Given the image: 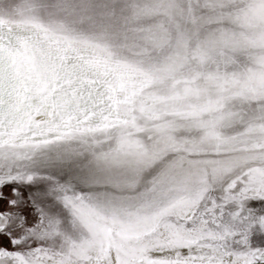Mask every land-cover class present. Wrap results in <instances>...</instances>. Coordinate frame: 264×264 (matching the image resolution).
Listing matches in <instances>:
<instances>
[{
	"label": "snow or ice",
	"instance_id": "snow-or-ice-1",
	"mask_svg": "<svg viewBox=\"0 0 264 264\" xmlns=\"http://www.w3.org/2000/svg\"><path fill=\"white\" fill-rule=\"evenodd\" d=\"M0 264H264V0H0Z\"/></svg>",
	"mask_w": 264,
	"mask_h": 264
}]
</instances>
